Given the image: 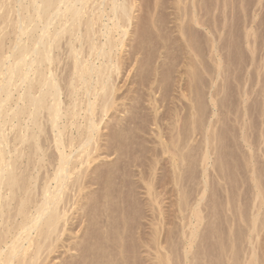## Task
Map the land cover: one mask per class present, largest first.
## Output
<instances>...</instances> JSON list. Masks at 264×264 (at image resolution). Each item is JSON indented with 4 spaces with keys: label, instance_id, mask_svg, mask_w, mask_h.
<instances>
[{
    "label": "rangeland",
    "instance_id": "1",
    "mask_svg": "<svg viewBox=\"0 0 264 264\" xmlns=\"http://www.w3.org/2000/svg\"><path fill=\"white\" fill-rule=\"evenodd\" d=\"M146 1L129 29L139 35L125 41L138 44L140 60L133 69L129 59L131 77L116 79L121 100L100 124L107 135L121 119L123 132L100 139L107 151L95 166L126 207L117 223L125 264H264V0H194L197 23L188 0L178 8L185 15L173 0H158L157 12ZM172 136L182 156L177 180Z\"/></svg>",
    "mask_w": 264,
    "mask_h": 264
},
{
    "label": "bare ground",
    "instance_id": "2",
    "mask_svg": "<svg viewBox=\"0 0 264 264\" xmlns=\"http://www.w3.org/2000/svg\"><path fill=\"white\" fill-rule=\"evenodd\" d=\"M159 1L154 0L155 12ZM173 1L175 10L190 1L192 22L197 23L194 0ZM139 6L140 0H0V264L130 262L123 255V231L117 226L118 215L124 218L126 207L119 209L118 189L110 184L112 180L104 183L105 174L95 171V166L105 157H101L103 148L107 151L106 142L100 139L117 138L123 130L118 117L119 124L113 122L110 134L102 133L100 124L107 123L105 117L118 103L116 79L128 71L127 79L140 60L136 57L139 51L133 50L138 44L133 49L126 46L132 38L129 35L138 34L131 33L136 29ZM179 16L175 19L181 21ZM125 46L130 55L125 52L123 58ZM132 58L135 63L129 61ZM174 138L172 175L177 180L182 156Z\"/></svg>",
    "mask_w": 264,
    "mask_h": 264
}]
</instances>
